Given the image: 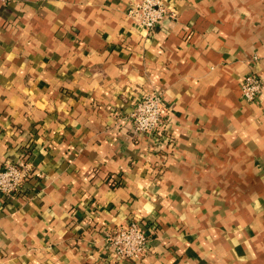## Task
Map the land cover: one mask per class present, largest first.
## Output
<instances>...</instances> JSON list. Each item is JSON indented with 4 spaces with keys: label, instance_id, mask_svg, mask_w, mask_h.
Instances as JSON below:
<instances>
[{
    "label": "crops",
    "instance_id": "0c3cea01",
    "mask_svg": "<svg viewBox=\"0 0 264 264\" xmlns=\"http://www.w3.org/2000/svg\"><path fill=\"white\" fill-rule=\"evenodd\" d=\"M151 32L131 0H0V264H264V0H162ZM166 105L172 149L138 134V95ZM137 221L139 262L112 258Z\"/></svg>",
    "mask_w": 264,
    "mask_h": 264
},
{
    "label": "built area",
    "instance_id": "2783aa9c",
    "mask_svg": "<svg viewBox=\"0 0 264 264\" xmlns=\"http://www.w3.org/2000/svg\"><path fill=\"white\" fill-rule=\"evenodd\" d=\"M6 1V0H3ZM127 15L134 24L151 32L173 12L162 0H131ZM241 96L248 104H254L264 94V79L255 73L247 74L241 82ZM135 133L145 134L154 145L172 149L174 140L168 131L166 105L157 93L145 91L138 95L129 117ZM28 177V167L9 164L0 169V192L13 197L23 187ZM104 241L109 255L117 261H141L150 249V240L137 221L119 225L105 234Z\"/></svg>",
    "mask_w": 264,
    "mask_h": 264
}]
</instances>
